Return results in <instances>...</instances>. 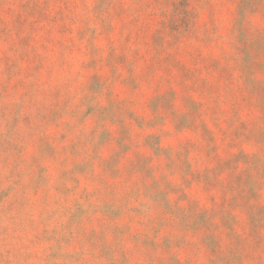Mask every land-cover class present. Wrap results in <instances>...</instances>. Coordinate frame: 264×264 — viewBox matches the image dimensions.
Wrapping results in <instances>:
<instances>
[{
    "label": "rangeland",
    "instance_id": "obj_1",
    "mask_svg": "<svg viewBox=\"0 0 264 264\" xmlns=\"http://www.w3.org/2000/svg\"><path fill=\"white\" fill-rule=\"evenodd\" d=\"M0 264H264V0H0Z\"/></svg>",
    "mask_w": 264,
    "mask_h": 264
}]
</instances>
